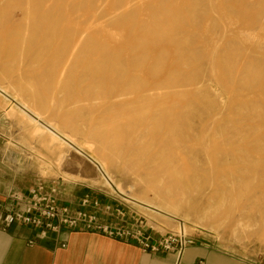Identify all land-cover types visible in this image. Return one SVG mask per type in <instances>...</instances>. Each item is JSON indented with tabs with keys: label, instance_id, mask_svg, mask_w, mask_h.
<instances>
[{
	"label": "rangeland",
	"instance_id": "1",
	"mask_svg": "<svg viewBox=\"0 0 264 264\" xmlns=\"http://www.w3.org/2000/svg\"><path fill=\"white\" fill-rule=\"evenodd\" d=\"M102 1V5L97 9V3L88 5V0H55L50 5V8L55 6L50 10V14L58 15L62 12L64 15L67 14L66 16L71 14L82 24L90 21L91 33L118 50L129 52L133 46H137V57L148 59L152 57L150 65L142 63L137 65V79L149 82L155 77L159 85L169 87L168 93H164L165 90L162 89L163 95L151 99V102L156 104L158 101L169 100L171 121L179 124L185 123L187 119L193 127L191 136L194 134L196 139L197 134L203 135L199 142L202 141L203 148L205 147L207 151L202 149L206 153L201 151L182 153L188 159L185 161L188 167L176 165L180 173L172 185L173 194L166 196L168 197L166 205L173 202L174 197L180 205L176 212L177 217L175 216L177 220L143 208L135 202L137 198L153 200L152 192L163 185V182L158 183L141 173L145 166L137 168V147L149 142L148 132L139 124L133 125L129 121V111L126 108L116 110L97 108L96 111L83 110L79 116L65 115L63 111L72 107V101L76 100L66 99V93L58 89L60 86L51 84L41 75L49 69L55 47L43 52L29 51V46L42 45L41 38L31 36L26 25L13 23L8 17L9 10L2 5H0V71L3 76H0V81L6 85L13 84L19 88L18 90L22 89L28 98L31 96L29 93L36 91V94L33 93L34 96L30 97L32 101L27 97L25 100L39 104V98L44 104H41L42 107L38 106L39 110L57 111L59 118L56 117V120L60 118L65 120L64 131L68 130L66 133L69 132L78 146L83 147L85 151L96 152L107 160L112 168L113 182L111 187L107 186L97 168L84 154L73 150L66 152V149H61L58 145H50L46 140L32 136L28 126L21 120L16 117L10 118L3 113L4 101L1 97L0 179L13 180L14 183L29 186L38 178L45 182L58 181L62 198L73 207L78 206L82 195L89 194L105 203L108 197L122 198L117 193L119 191L129 201V207L137 211V222H143L146 227L151 225L155 234L177 230L180 223L190 237L205 236L216 247L236 256L251 260L263 259L264 26L252 28L255 32L251 29L247 32L239 30L237 34L234 26L239 27L236 22L242 18H250L254 12L264 11V4L257 0H215L220 3L219 8L224 13L230 14L229 23L233 28L232 32H220L213 26L215 22L209 24L200 21L202 16L207 14L212 0H143V3L142 0ZM122 6L137 7L123 15L119 9ZM112 11L119 15L114 17ZM99 12L104 15L100 17ZM219 13L218 10H214L211 15L221 23L222 20L218 19L221 14ZM160 17L168 18L163 26L165 28L163 35L170 34L185 39L191 37L185 29L183 34V27L189 29L187 19L190 20L191 28L199 30L198 33L201 35L196 34L194 38L201 42L187 44L185 49L187 51L193 48L202 49V42L206 37L202 25L212 27L209 35L213 41L220 42V45L217 43L210 46L207 53H204V50L200 51L199 57L196 56L190 63H182L177 57H187V53L171 51V44L164 43L168 38L161 36L159 39L161 44L150 43L149 39L154 35L151 23ZM222 25H225L224 21ZM251 34L254 37L251 38ZM236 35H239L237 38L239 41L234 40L233 36ZM245 36L250 37L249 48L241 43ZM162 45L166 51L155 61L159 54L154 51L148 52V49ZM202 54L216 59L220 68L215 66V62L211 66L202 58ZM27 63L31 68L41 72L31 81L23 80L25 77L23 78L24 72L21 67ZM69 76L70 90L83 86L77 79L76 72H71ZM17 77L22 79L19 80ZM95 83L97 84L96 81ZM179 83H191L193 86H178ZM51 88L56 89L54 95L50 91ZM181 92L184 94L180 95ZM99 104L101 103L97 105ZM139 110L140 108H137V114H140ZM87 142L88 146L85 147ZM61 151H65V156L59 160ZM239 154L241 157L247 155L244 160L250 162L253 168V171L251 170L253 174L244 178H235L228 173V168L235 166L231 162L232 159ZM196 160L197 164L194 163ZM43 162H46V166L42 168ZM183 167L188 170L185 172ZM212 167L220 171V174L206 178L204 170ZM222 171L225 174L221 175ZM63 173L77 179L64 180ZM203 214L208 217L198 218Z\"/></svg>",
	"mask_w": 264,
	"mask_h": 264
},
{
	"label": "bare ground",
	"instance_id": "2",
	"mask_svg": "<svg viewBox=\"0 0 264 264\" xmlns=\"http://www.w3.org/2000/svg\"><path fill=\"white\" fill-rule=\"evenodd\" d=\"M95 1L88 0V5L97 3L96 7H98L97 9H99L103 1ZM257 1H261V3L264 4V0ZM54 2L55 0H0V5L7 7V9L9 10L8 17L12 20L13 23L26 25L28 29H30L31 36L35 38H41L43 42L42 45L39 47L36 45H34V47L29 46V51L43 52L47 49L49 50L52 47H55V53L51 58L49 69L44 71V73L41 75L44 79L50 81L51 84L53 83L54 85L60 86V88L58 89L61 92L66 93V99L76 100L72 101V107L67 106L68 108L63 111L65 115L79 116L82 114L83 110L96 111L97 108L103 110H116L126 108L129 111V121L133 125L139 124L141 128H144L148 132L149 142L147 144H144L143 146L137 147V168L145 166V168L142 169L141 173L149 176V179L155 180L158 183L163 182V185L158 190L152 192L153 200H157V203H154L152 199L147 200L144 198H137V200L135 199V202L143 208L157 211L161 214L166 215L168 218L175 220L177 217L176 212L180 207L179 203L177 202V200H175V197L172 199L173 202H169L168 205H166L165 201L168 200V197L166 198V196H170L173 194L174 190H172V185L176 180V177L180 173L179 170L176 169V165L180 164L182 166L188 167V165H186L187 163L185 162L186 160L188 161V159L182 154L184 152L196 153V151H201L202 153H206L207 150L205 149V147L203 148L202 141L199 142L203 135L197 134L196 139L194 134L191 136L193 127L189 124V122H187V119L185 123L179 122V124L171 121L172 112L171 103L169 102V100H162L160 102L158 101L156 104L151 102V99L153 100V98H159L161 95H163L162 89L165 90L164 93H168L167 91L169 87L159 85L158 80H155V77L153 81L149 82L142 79H137V65H141V63L142 65L146 66L150 65L151 61L153 60L152 57H149V59L144 57H137V46H133L132 51L129 52L118 50L110 43L101 40L100 37H96V35H93L91 33L90 21L82 24L77 21L74 15L70 14V16H66L67 14L64 15L63 12L62 14L51 15L50 10L55 6H52V8H50V5ZM143 2L144 1L142 0V3ZM136 7L137 6H124L123 8L122 6L119 9H121L120 12L121 14H123L127 11H131L132 8L134 9ZM219 7L220 3L212 0L211 7H209L207 14L202 16L203 18H201L200 21L202 23L209 24L215 22V24L213 23V26H215L216 29H219L220 32H232L233 28L229 23V20L231 18L230 14H227L226 12L224 13L223 10ZM260 8L263 9V6L260 5ZM214 10H218L221 13H219L220 16L218 17V19L220 21H224V26L222 25V21L221 23H219L217 18L211 15V12ZM75 11H77V9ZM102 15L104 14L100 13L99 16L101 17ZM118 15L114 14L113 16L117 17ZM167 20L168 18L162 17L158 18V20H154V22L151 23V30L153 31L154 35L150 37V39H147L150 40V43L154 44L155 42L160 43L159 39L161 36L168 38L164 43L169 42L168 44H171V51L174 50L176 53L178 52L180 54L184 51L187 53V57H177V59L182 63H190L194 61L196 56L199 57L198 53L200 51L204 50V53H207V48H209L210 46H214L215 44L217 45L218 43L217 41H213L211 36L209 35L210 29L212 27L209 26L208 28L206 27V25H202L201 27L204 31L203 33L207 37H204V41L202 42V49L193 48L187 51L185 50L187 44H197L201 42L200 40L194 38L196 34L201 35V33H198V29L191 28L190 20L187 19V21L189 22V29L183 27V34L185 29L188 32L187 34H191V37H187L185 39L184 37H173L170 36V34L163 35L165 30L163 26L165 21ZM236 23L239 24V27L234 26L236 34L239 33V30L247 32L251 29L254 31V29L252 28H254L255 26L263 28L264 11L260 10L254 12L250 16V18H242V20H238ZM233 37L235 41H239L237 39L239 38V35ZM252 37L254 36H252L251 34V38ZM246 38L241 40V43L245 47L249 48L248 39L250 37L248 38L247 36ZM256 38L259 37L256 36ZM262 39L263 37L261 38V40ZM218 45H220V42L218 43ZM152 51L159 54V56L155 59L156 61L160 59L161 54L166 50H164L162 45L158 46L157 48L151 47L150 49H148V52ZM202 58H204V60H207V62H209L211 66L215 62V66L220 68V64L215 61L216 59H212L210 58V56H206L205 54H202ZM21 68L24 72L23 78L25 77V79L23 80L25 81L26 79L28 81L34 80L33 78L41 73H39L37 69L31 68L28 63L24 64ZM71 72H76L78 76L77 79H79L80 83H83V86L80 89L75 88L73 90H70L68 84L70 82L69 74ZM0 76H3L1 71ZM17 78H19V80L22 79V77ZM95 81L97 82V84L95 83ZM89 83L90 85H88ZM178 86L186 87L193 86V84L179 83ZM18 89L19 88L15 87L13 84L6 85L2 80L0 81V97L4 101L3 113L10 118L16 117L21 120L28 126L32 136L46 140V143L50 145H58L61 149H66V152H68L69 150H73L77 153L84 154L89 159L91 164H93L97 168L105 184L111 187V183L113 182V173L111 170L112 168L110 167V164L107 162V160L102 155L97 154L96 152L91 153L89 151H85L83 147L78 146L73 137L68 134L69 132L66 133V131L68 130L65 129L64 131V127L66 124L65 120L63 118L58 119V121L56 120V117H58L57 111H52L51 109H45V111L39 110L38 106L43 104V101L41 99L38 98L39 104L33 102L30 103V101H32V98L30 97L34 96L32 94H36V91L29 93L31 94V96H29L30 101L28 102L25 100L27 96L24 92L21 91L22 89ZM50 91L52 95H54L56 89L51 88ZM182 94H184V92L180 93V95ZM35 98L37 99V97ZM98 98L101 99L99 100ZM97 100L99 102H97ZM98 103H101L102 105H97ZM51 106H53V103ZM137 108H140V114H137ZM193 141H195V143H193ZM88 143L89 142L85 144V147L88 146ZM196 148L197 150H195ZM64 156L65 151H61L58 156L59 160H61ZM243 156L244 157H241L240 154L235 156L231 161L232 164H235V166H231L228 168V173L235 178H244L247 175L253 174L251 163L244 160L245 156L247 155ZM182 159L184 160L180 161ZM194 163L197 164V160ZM223 163L224 162L222 161V164ZM212 165L213 164H211V166ZM43 166H46V162L42 163V168ZM183 170L186 172L188 168L183 167ZM224 171H222L221 175L225 174ZM219 174L220 171L215 170V167H212L207 171L204 170V175H206V178ZM62 178L67 181H75L77 179L74 176H70L64 173L62 174ZM117 193L121 196L124 195L119 191H117ZM129 200L132 201L131 198H129ZM203 217L208 216L206 214L198 216V218L200 219H203ZM177 227V230L183 231L185 233L183 225L179 223Z\"/></svg>",
	"mask_w": 264,
	"mask_h": 264
},
{
	"label": "crops",
	"instance_id": "3",
	"mask_svg": "<svg viewBox=\"0 0 264 264\" xmlns=\"http://www.w3.org/2000/svg\"><path fill=\"white\" fill-rule=\"evenodd\" d=\"M29 187L0 179V218L19 208L9 196L27 194ZM191 238L193 243L177 259L173 252H144L135 244L92 232L62 230L38 239L33 228L13 224L0 229V264H264V258L251 260L221 250L205 236Z\"/></svg>",
	"mask_w": 264,
	"mask_h": 264
},
{
	"label": "built area",
	"instance_id": "4",
	"mask_svg": "<svg viewBox=\"0 0 264 264\" xmlns=\"http://www.w3.org/2000/svg\"><path fill=\"white\" fill-rule=\"evenodd\" d=\"M62 195L58 181L45 182L38 178L27 194L13 193L9 196V200L19 208L6 211L1 216L0 229L21 224L33 228L38 239L46 238L49 233L59 234L62 230L92 232L135 244L144 252H173L177 259L193 243L183 231L166 230L155 234L151 225L146 227L143 222H137V211L129 207L125 196L108 197L105 203H101L86 194L81 196L78 206L73 207ZM33 243L32 239L28 242L29 245Z\"/></svg>",
	"mask_w": 264,
	"mask_h": 264
}]
</instances>
